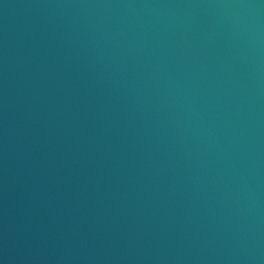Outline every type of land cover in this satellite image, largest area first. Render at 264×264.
<instances>
[{"label":"water","instance_id":"1","mask_svg":"<svg viewBox=\"0 0 264 264\" xmlns=\"http://www.w3.org/2000/svg\"><path fill=\"white\" fill-rule=\"evenodd\" d=\"M0 264H264V0H0Z\"/></svg>","mask_w":264,"mask_h":264}]
</instances>
